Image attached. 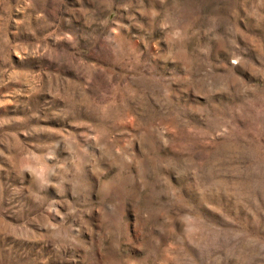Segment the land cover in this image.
<instances>
[{"label":"rangeland","instance_id":"obj_1","mask_svg":"<svg viewBox=\"0 0 264 264\" xmlns=\"http://www.w3.org/2000/svg\"><path fill=\"white\" fill-rule=\"evenodd\" d=\"M0 264H264V0H0Z\"/></svg>","mask_w":264,"mask_h":264}]
</instances>
